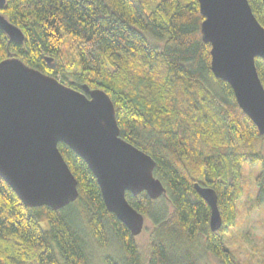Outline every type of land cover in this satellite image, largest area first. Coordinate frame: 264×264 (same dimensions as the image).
<instances>
[{
    "label": "trees",
    "instance_id": "obj_1",
    "mask_svg": "<svg viewBox=\"0 0 264 264\" xmlns=\"http://www.w3.org/2000/svg\"><path fill=\"white\" fill-rule=\"evenodd\" d=\"M247 1L264 29V0ZM0 14L24 35L17 45L0 30V62L11 55L73 90H103L120 137L154 160L166 189L157 200L126 194L152 225L143 254L106 210L87 165L59 144L78 197L58 211L25 208L0 178V264H93V248H112L103 264H200L205 254L241 264L222 233L242 194L244 163L260 165L256 184L264 198V135L211 72L197 0H6ZM64 37L75 43V66L60 59ZM255 66L264 88V61ZM191 162L203 167L200 178ZM195 183L217 194L223 223L216 232Z\"/></svg>",
    "mask_w": 264,
    "mask_h": 264
},
{
    "label": "water",
    "instance_id": "obj_2",
    "mask_svg": "<svg viewBox=\"0 0 264 264\" xmlns=\"http://www.w3.org/2000/svg\"><path fill=\"white\" fill-rule=\"evenodd\" d=\"M197 2L213 76L230 86L240 110L264 135V88L255 66L256 59L264 61L263 27L247 0ZM5 3L0 0V10ZM0 30L9 42L23 44L22 31L2 14ZM59 144L87 165L106 210L137 237L144 216L126 194L157 200L166 189L154 176V160L120 137L110 97L86 85L73 90L8 55L0 62V178L25 208L58 211L77 199L78 183ZM194 189L210 209V230L218 231L222 216L216 192L198 183Z\"/></svg>",
    "mask_w": 264,
    "mask_h": 264
},
{
    "label": "rangeland",
    "instance_id": "obj_3",
    "mask_svg": "<svg viewBox=\"0 0 264 264\" xmlns=\"http://www.w3.org/2000/svg\"><path fill=\"white\" fill-rule=\"evenodd\" d=\"M74 55L75 43L64 37L60 50L62 64L74 65V62L71 61L75 59ZM57 80L60 82L62 79L58 76ZM259 149L264 155V142ZM196 162H191L189 168L192 173L196 174V178H200L203 167ZM260 171V165H250L248 163L242 165V194L236 200L235 213L233 217L229 215L228 219L230 222L228 226H225L226 229L222 233L226 248L231 251L234 258L241 264H264V198L258 197L256 184ZM151 229L152 225L144 217L143 230L135 237L143 254L146 251ZM111 249L103 251L93 248V264H103V257L111 255ZM200 264L220 263L211 254H205Z\"/></svg>",
    "mask_w": 264,
    "mask_h": 264
}]
</instances>
